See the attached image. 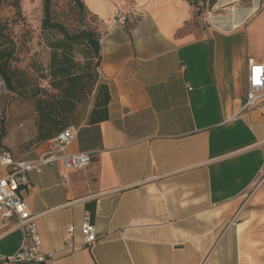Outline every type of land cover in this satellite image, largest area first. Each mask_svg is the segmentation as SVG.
<instances>
[{"label": "crops", "instance_id": "1", "mask_svg": "<svg viewBox=\"0 0 264 264\" xmlns=\"http://www.w3.org/2000/svg\"><path fill=\"white\" fill-rule=\"evenodd\" d=\"M82 1L101 61L68 152L92 162L45 163L20 190L43 264H264V104L244 109L249 59L264 64V6L232 27L194 29L188 0ZM116 8L125 24L114 23ZM50 147L9 152L34 160ZM86 212L93 247L80 231ZM21 240L16 217L1 224L2 254Z\"/></svg>", "mask_w": 264, "mask_h": 264}, {"label": "rangeland", "instance_id": "2", "mask_svg": "<svg viewBox=\"0 0 264 264\" xmlns=\"http://www.w3.org/2000/svg\"><path fill=\"white\" fill-rule=\"evenodd\" d=\"M188 1L194 10L190 23L194 29L232 27L235 25L229 22L219 26L212 17L226 18L235 8L252 9L256 1V11L264 6V0L227 4L220 0ZM51 14L52 21L63 24L71 34L96 29L94 16L75 0H52ZM43 20L44 0H3L0 7V23L7 24L0 45L14 42L11 68L15 89L9 90L0 76V141L8 151L28 149L38 141L40 130L43 134L55 132L70 122L62 118L69 105V92L84 90L86 99L95 84L99 65L93 50L83 39L65 51L56 49L54 44L62 34L53 28L44 29ZM64 65L70 69L67 75L60 71ZM40 104L50 117L40 114Z\"/></svg>", "mask_w": 264, "mask_h": 264}, {"label": "built area", "instance_id": "3", "mask_svg": "<svg viewBox=\"0 0 264 264\" xmlns=\"http://www.w3.org/2000/svg\"><path fill=\"white\" fill-rule=\"evenodd\" d=\"M127 13L121 8L114 10L115 24H125ZM264 104V64L249 59L248 94L244 109L256 108ZM77 129L73 125L65 127L51 139V147L37 159L26 160L15 158L8 150L0 146V169L6 168V173L0 177V226L3 222L16 217L17 226L22 229V240L19 249L13 254H2L0 260L6 264H43L48 254L42 247L37 215L30 212L27 201L20 195L22 187L28 185V173L40 169L45 163L61 160L66 170H80L92 162L91 154L87 152H68V146L76 137ZM76 230L74 225L68 227L66 243L72 248L77 244L73 239ZM83 245L93 247L99 240L96 226L91 220V214L86 212L80 225Z\"/></svg>", "mask_w": 264, "mask_h": 264}, {"label": "trees", "instance_id": "4", "mask_svg": "<svg viewBox=\"0 0 264 264\" xmlns=\"http://www.w3.org/2000/svg\"><path fill=\"white\" fill-rule=\"evenodd\" d=\"M76 3H78L80 6L84 7L86 10H88L82 0H75ZM3 0H0V7L2 5ZM51 3L52 0H44V20H43V28L44 29H56L58 32L62 34V38L56 40L54 46L56 49H60L62 51H65V49L72 45L74 42H78L80 39H83L87 45L93 50L95 56L97 57V63L100 65L101 61V43H100V37H99V31L97 27V19H96V29H84L76 34H71L68 32V30L65 28V26L61 23L53 22L52 21V14H51ZM7 28V24H1L0 23V37H4V30ZM14 57V42L11 40L8 43H5L3 45H0V76L5 82L7 88L9 90H14V70L11 68V60H13ZM61 73L63 75H67L70 71L69 67L62 66ZM97 76V75H96ZM96 81V79H95ZM85 92L84 90L79 91H70L68 97L66 98V102L69 104L68 108L64 111L62 114V118L64 121H67L68 119L71 120L72 115L77 108V106L84 101ZM40 110V114L44 117H50L48 114H46L45 110L42 108L41 104L38 106ZM48 119V118H47ZM70 124L69 120L68 123L60 128L59 130L55 132H49V133H42L40 130L37 140L38 141H44L52 139L56 134H58L60 131H62L65 127H67Z\"/></svg>", "mask_w": 264, "mask_h": 264}, {"label": "bare ground", "instance_id": "5", "mask_svg": "<svg viewBox=\"0 0 264 264\" xmlns=\"http://www.w3.org/2000/svg\"><path fill=\"white\" fill-rule=\"evenodd\" d=\"M235 1H239V0H220V3L221 4H227V3H231V2H235ZM257 7H258V2L256 1L254 4V7L252 9L245 10V9L235 8V9H233L230 16H228L226 18L212 17V20L215 24H218L219 26L227 25L228 22L231 25H237V24L242 23L244 21V19L252 13V11L257 9ZM0 83H1V81H0Z\"/></svg>", "mask_w": 264, "mask_h": 264}]
</instances>
